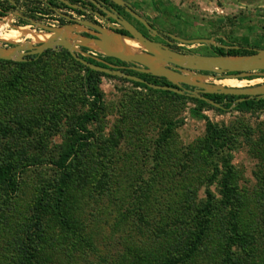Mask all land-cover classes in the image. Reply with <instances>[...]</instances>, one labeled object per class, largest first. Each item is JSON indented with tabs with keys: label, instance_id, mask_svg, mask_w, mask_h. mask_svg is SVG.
Instances as JSON below:
<instances>
[{
	"label": "rangeland",
	"instance_id": "rangeland-1",
	"mask_svg": "<svg viewBox=\"0 0 264 264\" xmlns=\"http://www.w3.org/2000/svg\"><path fill=\"white\" fill-rule=\"evenodd\" d=\"M127 1L178 37L207 38L217 44L224 38L243 49L264 48V0ZM7 22L0 16L4 32L12 28L39 32L34 26L12 27ZM83 32L94 38L92 31ZM33 41L20 36L11 43L0 37V48L22 45L24 51L25 46H40V41ZM209 46L215 45H179L212 55ZM80 49L90 56L99 54ZM15 52L2 59L9 62H0V130L4 129L0 145L15 146L16 154L24 150L26 165L15 195L0 190V264H26L27 249L32 253L29 264H164L171 258H179L174 259L177 264H223L234 215L244 242L234 248L237 261L264 264V109L197 111L187 96L100 76L103 103L87 124L94 136L79 153L76 175L65 192V223L53 209L49 181L56 176L54 161L69 141L75 119L89 109V100L84 101L80 92L85 73L62 49L43 53L38 64L20 71L14 64L20 62V54ZM108 64L117 69L112 65L116 62ZM191 73L207 76V84L220 80L210 72ZM243 79L249 81L245 87L264 84V75ZM252 79L261 81L253 84ZM12 82L16 89H6ZM5 100L11 105L3 109ZM198 113L221 132L217 153L231 167L227 204L211 178L206 119ZM25 116L29 120L20 121ZM207 190L214 195L209 216L201 209ZM202 224L205 233L198 243Z\"/></svg>",
	"mask_w": 264,
	"mask_h": 264
},
{
	"label": "water",
	"instance_id": "water-1",
	"mask_svg": "<svg viewBox=\"0 0 264 264\" xmlns=\"http://www.w3.org/2000/svg\"><path fill=\"white\" fill-rule=\"evenodd\" d=\"M8 1L12 2V0ZM113 2L118 5H125V10L130 13V15L141 22L145 28L150 29L152 34H156V31L151 28L149 22L141 15L134 12L124 0H113ZM66 4L70 7L78 8L77 6ZM104 11L108 13L107 10ZM60 15L71 23L65 24L59 28H53L33 19H24L43 32L51 33L52 37L48 41H40L41 44L37 48L25 46V50L23 51V47L20 45L13 49V52L8 56L0 55V59H9L16 53L15 51H17L20 54L17 60L23 61L25 60V56L40 55L48 49H62L66 50L75 61L92 70L143 83L147 87L155 90H167L191 98H198L216 107L220 105L205 98L203 94H220L239 97L235 100V103L264 98V84L240 88L228 87L201 82L198 78L204 77L202 74L195 76L197 80H191L189 76V74H192L191 72L194 71L210 72L213 74L214 79L217 77H220V79H243L249 76L264 75V48L254 49V53L245 55H202L192 52H181L146 38L130 22L120 17L111 15L112 19L118 23L117 26L113 25L111 22L103 26L92 21L83 20L74 24L72 23L73 20L68 16L64 14ZM87 29L95 32L97 37L89 38L82 35L81 32ZM117 29L125 30L128 35L118 33L115 31ZM110 33L119 34L138 41L142 45L143 51L133 56L128 55L124 49L112 41L109 36ZM171 37L180 42V44H206L221 46L225 49L228 48L226 45L217 44L212 39L207 38L184 39L174 35H171ZM80 47L94 50L104 57L114 58L123 63H130L133 65L132 70L159 78H165L166 81L174 87L148 83L141 78L127 74L121 70L112 69L108 64L109 68L92 64L79 56L92 57L81 51ZM234 47L237 49L240 48L239 46ZM158 64L162 66H158ZM185 86L194 89L191 90Z\"/></svg>",
	"mask_w": 264,
	"mask_h": 264
},
{
	"label": "trees",
	"instance_id": "trees-1",
	"mask_svg": "<svg viewBox=\"0 0 264 264\" xmlns=\"http://www.w3.org/2000/svg\"><path fill=\"white\" fill-rule=\"evenodd\" d=\"M8 8H11V5H8ZM3 11H4V8H3ZM0 15L3 16L4 13L0 12ZM20 24L26 25L27 22L23 19H20ZM117 32L127 35L126 31H117ZM218 41L220 45H226L228 46V48L225 49L224 47H221V46H209L211 49H213L214 55H225V54L226 55H239L242 52L245 54L254 53L255 48H250V49L238 48L237 49L234 47L236 45L227 44L224 38H219ZM50 51L51 50L48 49L44 51L43 53L45 54ZM63 51L67 54L68 57H70L76 64H78L83 69L85 74L82 78H80V83H81L80 92L82 94V99L86 101L85 98H87L90 102L89 109L83 114L79 115L75 119V122L69 132V141L65 144L60 154L58 155L57 159L54 161L56 176L52 180V182L49 181V185L52 186L53 188L52 190L54 193L53 209L58 215V218L62 222L66 223V217L62 213V202L65 196V192H66V189L69 183L72 181V179L76 175L75 174V167H76L75 162H76V159L78 158L79 153L87 149L91 138L94 136L93 132L87 127V124L96 118L98 111L101 109V105L103 103V95L98 87L99 77L100 76L110 77L111 75L101 73V72H98V71H95V70H92L86 67L80 64L79 62L75 61L66 50H63ZM43 53L40 55L25 56L24 57L25 60L20 61V62H14V64L17 67V70L23 71L32 65L38 64L41 61V56L44 55ZM79 56L82 59L92 64H95L97 66L106 67V68H109L107 63L112 62V61L119 63V64H125L119 60H116L110 57L103 58V60L106 62L105 63V62H99L91 57H84L81 55ZM0 62L6 63L9 61L0 59ZM122 72L136 76L138 78H141L142 80H145L148 83L172 86L166 81L165 78H162V77L158 78L150 74L139 73L133 70H126V71L122 70ZM17 75L18 76H16L15 81H18V78L20 77V74H17ZM111 77H116V76H111ZM248 79H251V78H248ZM131 82L139 87H143L148 90H153V88H149L143 83L134 82V81H131ZM6 89L8 90L16 89L14 82L8 83L6 86ZM159 91H162L163 93H168L170 95L180 96V97L185 96V95H180V94L167 91V90H159ZM203 96L215 103H218L220 106L216 107V106H213L205 102L204 100H200L198 98H191L187 96L188 99L194 101L197 104L198 106L197 111L202 110L203 107H210L218 111H226L230 108H233L234 110H239V111H253V110H258V109H264V98L251 99V100H246V101L235 103V100L239 97L220 95V94H203ZM4 105L6 107H9L11 104L8 100H5V102H3L1 105L3 109H4ZM198 114L200 117L206 119L205 143H206V147L209 153L208 157L211 158L213 162V169H214L211 178L219 187L218 192L222 196V201L225 202V204H227L229 203L230 196H231L230 194L231 190L229 189L230 179H231V171H230L231 167L228 165L227 160L223 161L219 159V156L217 153V151L218 152L220 151V149L218 148H220V146L222 145L220 144L221 132L214 123L210 122L202 114L200 113ZM23 118L24 119H20V121L28 119L29 117L25 116ZM28 120L26 121L27 123H28ZM26 129L28 130L29 127ZM169 130L170 129L167 128V132H169ZM3 139H4V129H1L0 130V140H3ZM16 151L18 150L15 146L0 145V190L5 195L10 196V197L16 194L19 188L18 179H19L20 173L26 165V163L25 164L23 163V159L26 158V153L24 152V150L19 151L21 154L19 153L16 154ZM17 155H21L22 159H17ZM25 162H29V161H25ZM219 166H221V169ZM205 195H206V200H205L203 208L201 209H203L205 214L209 216L211 213L212 207H214V195L209 190L205 192ZM198 206L199 205L195 206V208ZM188 207L190 206L188 205ZM205 220L207 221L206 216H205ZM198 221L200 222V220ZM229 227H230V234L227 237V242L225 246V251L223 253L222 261H223V264H241L240 260L237 261V256H236L234 248L239 243L240 244L238 246L242 245L244 242L243 241L241 242V237L240 235H238L237 224L235 222V215L234 217H232V221L230 222ZM198 229L199 230L197 231V234H196V239H197L196 241H198L199 243L205 233V225L204 224L200 225ZM195 248L191 249L190 251H187L184 257H186V255L189 256V252L193 253L195 251ZM29 250L30 249L26 250L27 251L26 256H25L26 264H29L31 257H32V253ZM174 259H179V258H171L164 264H177L178 261Z\"/></svg>",
	"mask_w": 264,
	"mask_h": 264
},
{
	"label": "flooded vegetation",
	"instance_id": "flooded-vegetation-1",
	"mask_svg": "<svg viewBox=\"0 0 264 264\" xmlns=\"http://www.w3.org/2000/svg\"><path fill=\"white\" fill-rule=\"evenodd\" d=\"M124 1L129 5V7L134 12L141 15L144 19H146L147 22H149L151 28L156 31L155 35L152 34V31L150 29L145 28V26L141 22H139L132 15H130V13H128L125 10V5L124 6L118 5V4L114 3L113 0H63V1L62 0H53V1L49 2V8L52 7V8L67 9V10L73 9V10L81 11V12L85 11L87 14L86 15L87 18H89V21H92L94 23H97V24H100L103 26L109 22H111L113 25L117 26L118 23L112 19L111 15H113L115 17H120V18H123V19L127 20L128 22H130L146 38H148L154 42L160 43L162 45H166L171 49H175V50H178L181 52L182 51L183 52H190V51H187L183 48H180L179 47L180 42L174 40L171 37V35H174V36H177V35L161 29L159 26L155 25L150 19L146 18L143 14H141L139 11H137L130 2H128L127 0H124ZM66 3L77 6L78 8L70 7ZM34 5L35 4L33 2L28 1L27 6L34 7ZM3 8H4V6H3ZM104 10H107L108 13H106ZM61 14H64L66 16L68 15L66 12H62ZM3 16H6V14H4ZM62 18L67 20L64 17H62ZM20 19H23V20L24 19H33V20L37 21V16L35 14H33L29 8L28 14H20L18 16L19 21H18V23H16L17 26L21 25ZM26 25H32V24L27 22ZM115 31H125V30H118L117 29ZM81 34L86 36V33H84V32H81ZM93 34H94L93 37L96 38L97 37L96 33L93 32ZM127 35H128V33H127ZM112 65L121 71L122 70H124V71L132 70V67H133V65L130 63H125V64L116 63V64H112ZM191 89L193 90L194 88H191Z\"/></svg>",
	"mask_w": 264,
	"mask_h": 264
},
{
	"label": "built area",
	"instance_id": "built-area-1",
	"mask_svg": "<svg viewBox=\"0 0 264 264\" xmlns=\"http://www.w3.org/2000/svg\"><path fill=\"white\" fill-rule=\"evenodd\" d=\"M29 2H33L34 7L27 6ZM53 0H12V3L8 0H0V12L6 14V16H1L2 18H8L7 25L12 27H20L17 26L18 16L20 14H28V10L30 8L31 12L37 16V21L53 28L62 27L65 24L71 23L69 20L63 19L60 14L62 12H66L69 18L73 21L72 23L76 24L79 21H89L87 18V14L85 11H76V10H67V9H59V8H49V2ZM8 5H11V8H8ZM4 6V11H3ZM33 26V25H27ZM36 27V26H34ZM37 28V27H36ZM39 31H42L38 28ZM91 52V51H89ZM92 57L97 61L105 62L103 60L104 56L102 54H96L95 52H91ZM99 61V62H100ZM106 63V62H105ZM108 64V63H107ZM109 65V64H108Z\"/></svg>",
	"mask_w": 264,
	"mask_h": 264
},
{
	"label": "bare ground",
	"instance_id": "bare-ground-1",
	"mask_svg": "<svg viewBox=\"0 0 264 264\" xmlns=\"http://www.w3.org/2000/svg\"><path fill=\"white\" fill-rule=\"evenodd\" d=\"M3 27L4 26L0 24V37L1 39H4L5 41L11 42V43L15 42L20 36H25L26 38H30L34 40L35 42L36 40L48 41L52 37L51 33L43 32V31H39V32L29 31L26 28H12L4 32ZM109 36L113 42L117 43L130 56L140 54L143 51L142 45L134 39L124 37V36H121L115 33H110ZM90 44L94 45L93 43H90ZM12 52H13V49L11 48L9 49L0 48L1 56H8ZM158 66H162V65L158 64ZM189 76L191 80L195 79V77L192 74H190ZM206 77L207 76L199 77L198 79L201 82H206L207 81ZM260 81H261L260 79H252L250 82H252L253 84H256V83H259ZM246 82H249V81H246L244 79H229V78L220 79V80L215 81V83L218 85H223V86H228V87H238V88L245 87Z\"/></svg>",
	"mask_w": 264,
	"mask_h": 264
}]
</instances>
